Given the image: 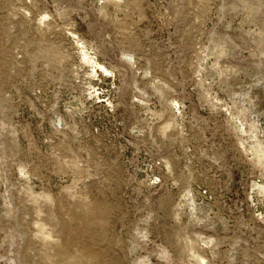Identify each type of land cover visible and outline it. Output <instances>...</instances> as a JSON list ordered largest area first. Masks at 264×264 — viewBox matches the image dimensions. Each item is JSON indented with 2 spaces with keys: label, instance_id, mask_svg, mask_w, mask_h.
I'll return each mask as SVG.
<instances>
[{
  "label": "rangeland",
  "instance_id": "obj_1",
  "mask_svg": "<svg viewBox=\"0 0 264 264\" xmlns=\"http://www.w3.org/2000/svg\"><path fill=\"white\" fill-rule=\"evenodd\" d=\"M0 264H264V0H0Z\"/></svg>",
  "mask_w": 264,
  "mask_h": 264
}]
</instances>
